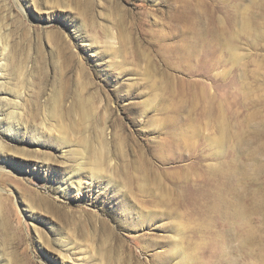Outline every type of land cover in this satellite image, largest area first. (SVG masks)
<instances>
[{"label":"rangeland","instance_id":"rangeland-1","mask_svg":"<svg viewBox=\"0 0 264 264\" xmlns=\"http://www.w3.org/2000/svg\"><path fill=\"white\" fill-rule=\"evenodd\" d=\"M0 264H264V0H0Z\"/></svg>","mask_w":264,"mask_h":264},{"label":"bare ground","instance_id":"bare-ground-1","mask_svg":"<svg viewBox=\"0 0 264 264\" xmlns=\"http://www.w3.org/2000/svg\"><path fill=\"white\" fill-rule=\"evenodd\" d=\"M79 185V184H78ZM80 187V186H79Z\"/></svg>","mask_w":264,"mask_h":264}]
</instances>
